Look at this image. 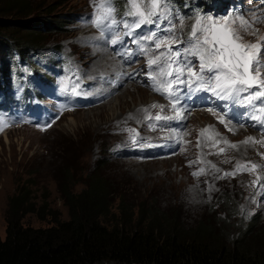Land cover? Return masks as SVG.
I'll return each instance as SVG.
<instances>
[{
	"label": "rangeland",
	"instance_id": "rangeland-1",
	"mask_svg": "<svg viewBox=\"0 0 264 264\" xmlns=\"http://www.w3.org/2000/svg\"><path fill=\"white\" fill-rule=\"evenodd\" d=\"M27 1L30 4L25 12H15L14 5L10 6L1 0L0 19L11 24L15 35L26 32L27 27L31 25H36L41 33L46 32L44 33L46 41L43 46L33 48L39 51L37 55L29 54L20 65H15L16 60L13 58H3V46L0 47V64L7 78L11 81L18 69H31L32 72L34 69L41 70L35 65L47 66L53 61L54 53L51 51L53 44L62 46V54L68 56L70 53L73 59L76 57L90 66V63L86 61H89L91 53H101V50L98 47L81 46L79 43L82 39L84 41L90 39V37L83 38L90 32H100L90 20L93 19L95 11L93 5L101 1ZM228 1L232 12L245 10L242 17L251 24L247 31H240L243 42L252 44L260 42L264 37V3L259 0ZM86 13L91 15L82 19L81 25L75 22L66 23L61 29L56 26V23L72 14ZM198 15L192 18L193 22ZM219 20L223 22V18ZM257 20L259 22H256ZM234 26L239 29V22L237 21ZM262 47H264L263 44ZM108 56L110 57L109 53ZM96 59L94 56L95 61ZM107 64L108 62L103 63L102 66L94 65L95 68L110 70L111 67ZM1 84L0 79V87ZM133 84L136 83L128 82L113 97L100 105L56 114V119L46 128L41 125L24 124L6 126L4 123L1 125L0 119L1 239L4 237L7 197L13 193L16 185L25 181L30 183V189L34 191L36 201L45 199L48 207L57 210L59 217L65 219L66 207L58 191L62 168L71 164L76 171V168L83 166L84 178V175L94 168L96 159L100 165L99 172L114 179L113 195L110 194L114 211H116L114 207L116 200L121 195L129 204L146 201V203L152 202L160 211L176 209L181 215L182 222L187 226L200 219L205 220L207 217L210 219L212 215L226 219L231 230H237L236 224L244 226L254 214L258 221L264 222V187L261 186L264 185V144L241 143L245 141L246 138H243L247 134L250 135L249 131L242 128L240 132L234 129L235 133L227 132L225 136L218 130L221 125L208 111H196L189 116L186 138H191V141L172 156L160 155L152 159H131L116 155L114 149L123 144L124 139L128 137L130 132L128 127L130 125L137 127L140 123L141 112L136 114V117L128 112H134L137 106L140 111L143 104L148 105L155 101V96L149 95L145 88L137 84L139 87L137 89ZM2 89L7 92L5 86ZM139 94L145 98L141 97L139 100ZM116 97L119 99L117 100ZM53 109L57 110L56 107ZM206 113L209 115H203ZM124 119L129 122V125H123V123L121 125L118 121ZM14 120L15 112L12 107H9L7 122L12 123ZM32 122L36 123L35 120ZM202 127L210 129L203 136L201 135ZM217 133L218 136H216ZM220 137L229 139L228 144H235L237 147L232 149L228 145V152L221 155L219 151L221 149L226 151V148ZM260 139L264 141L263 138ZM237 163L257 164L261 167L252 172L241 171L235 176H224L226 172H233ZM212 165H215V168ZM200 169L205 171L198 176L193 175ZM257 176L261 179L253 185ZM82 187L83 184L80 181L73 186V191H78ZM226 196L235 203L228 206L220 205ZM20 222L33 227L51 223L48 218L38 219L33 213L23 215Z\"/></svg>",
	"mask_w": 264,
	"mask_h": 264
},
{
	"label": "trees",
	"instance_id": "trees-1",
	"mask_svg": "<svg viewBox=\"0 0 264 264\" xmlns=\"http://www.w3.org/2000/svg\"><path fill=\"white\" fill-rule=\"evenodd\" d=\"M4 1L14 5L15 12H25L30 4ZM73 19L71 15L56 26L61 29ZM7 23L0 19L3 58L6 51L22 56L46 41V32L41 33L36 25L15 35ZM20 56L17 62L23 61ZM0 74L4 75L1 64ZM94 162L84 178L83 166L76 171L71 164L62 168L58 191L66 207L65 219L45 199L36 201L30 183L16 185L7 197L0 264H264V222L255 214L244 226L236 224L237 230H231L226 219L214 215L187 226L176 209L160 211L146 201L129 204L121 195L114 211L110 197L114 179L100 173L98 160ZM80 181L83 187L73 191ZM232 201L226 196L220 205ZM26 213L51 223L23 225L20 219Z\"/></svg>",
	"mask_w": 264,
	"mask_h": 264
},
{
	"label": "snow or ice",
	"instance_id": "snow-or-ice-1",
	"mask_svg": "<svg viewBox=\"0 0 264 264\" xmlns=\"http://www.w3.org/2000/svg\"><path fill=\"white\" fill-rule=\"evenodd\" d=\"M125 8L122 18L118 19L112 0H101L94 4L95 9L92 24L100 30L102 36H112L113 45L121 43L125 36L131 37L137 29L145 25H154L161 32L168 35L159 36L157 31L132 40L138 46L140 52L148 55L147 66L148 78L153 82L152 90L164 95L171 104L175 116L162 115L163 106L153 104L151 108H159L155 116L146 115V120H170L183 118V112L178 110L179 103L177 85H183L189 93L204 91L211 92L223 100H231L233 103L240 102L246 106L252 105L253 101L261 100L264 103V37L255 44L243 42L240 31H247L251 24L242 16H227L223 22L211 16L198 15L185 40H179L174 36L175 24L169 19L173 15L171 0H124ZM239 22V29L234 25ZM167 22L168 27L161 28V24ZM181 27L183 18L180 17ZM256 22H259L258 20ZM122 25L123 34H118ZM177 44H186L181 50L175 49ZM147 45H153L149 48ZM153 53L150 55L149 53ZM192 56L198 60L195 64L188 57ZM66 91L67 88L65 87ZM73 94L76 92L73 86ZM246 94V95H242ZM148 113V109H141ZM211 111V109L209 110ZM261 115L251 118L262 121L264 109L259 110ZM215 114V113H214ZM227 115V114H225ZM131 119V117H129ZM221 123H225V116H218ZM264 122V121H262ZM227 127V124H225ZM153 129L155 125H150ZM230 131L232 129H229ZM132 135L130 139L135 143V130H129ZM209 128L201 130V135L209 132ZM219 134L217 133L216 136ZM217 143L220 141H216ZM227 144V141H223ZM241 143H261L253 137H247ZM199 145V142H198ZM229 147L236 148L237 145L230 144ZM223 152V149L220 150ZM215 168V165H212ZM261 165H241L237 163L233 172H226L224 176H235L239 172H252ZM205 169L194 172L200 175ZM219 171V169H217ZM223 178V177H218ZM260 177L253 181L256 185ZM264 187V185H261Z\"/></svg>",
	"mask_w": 264,
	"mask_h": 264
},
{
	"label": "bare ground",
	"instance_id": "bare-ground-1",
	"mask_svg": "<svg viewBox=\"0 0 264 264\" xmlns=\"http://www.w3.org/2000/svg\"><path fill=\"white\" fill-rule=\"evenodd\" d=\"M83 37V36H82ZM91 38V36L90 35H87L86 37H83V38ZM83 41H84V39H83ZM81 46H82V44L81 43H79ZM98 48H100V47H98ZM97 48V49H98ZM99 50H101V53H96V54H94V53H91V55L89 56V58H88V60L89 61H87V62H89L90 63V65L91 66H93V67H96V66H102L103 65V63H107V61H108V52L105 50V49H103V48H100ZM105 55H107V56H105ZM94 56H95V58H97L96 59V61L94 60ZM111 57V56H110ZM86 59V58H85ZM96 66H95V65ZM110 70H113V71H117V68L116 67H113V68H111ZM130 82H135L136 84H133L134 86H136V88L137 89H139V87H137V78H136V76H133V79H132V81H130ZM142 88H145L146 89V87L145 86H142ZM147 90V89H146ZM126 91H128V90H126ZM144 95V94H143ZM141 97H144V96H142V95H140L139 94V100H140V98ZM117 98V100L119 99L118 97H116ZM145 98V97H144ZM120 101V100H119ZM119 103H121V102H119ZM149 105V104H148ZM147 106V103H145V104H143L142 105V108L143 107H146ZM140 108H138V106L136 107V109L134 110V112H128V113H132V114H134L133 116L134 117H136V114H138V113H140L141 112V110L140 111H138ZM199 111H203V110H199ZM211 114V113H210ZM203 115H209V113H206V114H203ZM212 115V114H211ZM212 116H214V115H212ZM218 123V122H217ZM219 124V123H218ZM215 126V125H214ZM234 129H237V132L239 131H242V129L241 128H232V130H234ZM244 132H246V131H244ZM247 133V132H246ZM247 136V135H246ZM250 137H251V135H249ZM252 137H254V136H252ZM257 137H259V138H264L263 136H257ZM256 138V137H255Z\"/></svg>",
	"mask_w": 264,
	"mask_h": 264
}]
</instances>
